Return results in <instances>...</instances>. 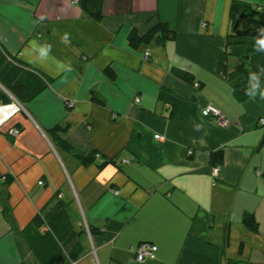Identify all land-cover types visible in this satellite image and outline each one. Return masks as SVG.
<instances>
[{
  "label": "crops",
  "instance_id": "crops-1",
  "mask_svg": "<svg viewBox=\"0 0 264 264\" xmlns=\"http://www.w3.org/2000/svg\"><path fill=\"white\" fill-rule=\"evenodd\" d=\"M77 1L0 0L1 51L51 79L0 128V202L14 223L0 205V264H35L21 232L56 200L85 233L74 264H264V83L251 79L249 98L238 102L215 71L231 3L264 0H103L99 22ZM160 22L174 40L128 46L131 31ZM161 89L194 106L174 105L171 116ZM208 104L224 121L201 115ZM55 128L95 160L83 165L55 145ZM216 152L223 160L213 176ZM248 212L257 233L241 222ZM142 242L157 251L137 262Z\"/></svg>",
  "mask_w": 264,
  "mask_h": 264
},
{
  "label": "trees",
  "instance_id": "trees-1",
  "mask_svg": "<svg viewBox=\"0 0 264 264\" xmlns=\"http://www.w3.org/2000/svg\"><path fill=\"white\" fill-rule=\"evenodd\" d=\"M77 4L85 18L95 22L103 19V0H78ZM229 17L231 28L225 38L224 46L218 54L215 71L225 77L234 99L242 102L250 96L251 79L258 78L264 83V7L258 8L246 2L233 1ZM175 38L176 32L170 29L166 23L160 22L142 35H138L135 30L131 31L127 42L131 49H137L140 45L151 43L164 46ZM103 72L109 79H115L110 67L105 68ZM175 74L183 81L192 82L193 80L192 76L188 74L179 71H176ZM50 82L51 79L38 70L14 58L7 57L0 49V87L19 103L26 104L36 98L48 87ZM160 98L164 104L171 107V116L179 115L178 110L172 107L174 105H181L180 103L189 101L194 106L191 99L184 100L165 89L160 90ZM9 101L7 95L0 90V102L8 103ZM183 107L187 108L188 106ZM49 131L55 145L70 152L81 164L89 165L95 160L94 153L83 154L72 148L64 138L60 137L59 128ZM222 160V152L210 155L213 165H221ZM111 162L115 163L113 160ZM0 205L3 215L12 229L14 223L10 218V207L7 205V200H1ZM69 209L67 203L56 200L22 230L21 237L35 260V264H74L83 254L85 233L84 230L75 226ZM241 222L249 232H258V225L253 213H244ZM87 230L91 234L100 233V229L93 226ZM227 264L257 263L227 259Z\"/></svg>",
  "mask_w": 264,
  "mask_h": 264
},
{
  "label": "built area",
  "instance_id": "built-area-1",
  "mask_svg": "<svg viewBox=\"0 0 264 264\" xmlns=\"http://www.w3.org/2000/svg\"><path fill=\"white\" fill-rule=\"evenodd\" d=\"M144 59L149 58V53L145 52L143 54ZM0 90L4 92L7 97L9 98L8 103H1L0 102V128L6 124L9 120H11L15 115L21 113L22 111V104L19 103L17 100H15L12 96H10L5 90H3L0 87ZM67 107H72V102L66 103ZM203 117H209V116H216L219 118V121H224V116L221 113V111L214 105L208 104L201 112ZM259 124L264 127V119L259 120ZM11 135H15L17 131L15 129H11L10 131ZM155 139H160L159 136H155ZM123 163H127L126 160L122 161ZM213 176H217L219 174V167H214L212 170ZM41 185V184H39ZM157 251L156 247L152 244L148 243H139L135 250V259L137 262H143L145 259H153L155 252Z\"/></svg>",
  "mask_w": 264,
  "mask_h": 264
},
{
  "label": "rangeland",
  "instance_id": "rangeland-1",
  "mask_svg": "<svg viewBox=\"0 0 264 264\" xmlns=\"http://www.w3.org/2000/svg\"><path fill=\"white\" fill-rule=\"evenodd\" d=\"M202 115V114H201ZM213 118H215L217 121H219V118L216 116H212ZM264 119V118H263Z\"/></svg>",
  "mask_w": 264,
  "mask_h": 264
}]
</instances>
